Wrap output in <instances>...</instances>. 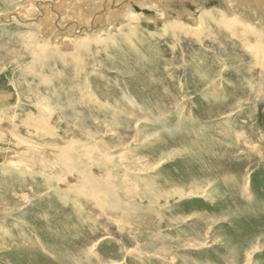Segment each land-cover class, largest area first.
<instances>
[{
  "label": "rangeland",
  "instance_id": "rangeland-1",
  "mask_svg": "<svg viewBox=\"0 0 264 264\" xmlns=\"http://www.w3.org/2000/svg\"><path fill=\"white\" fill-rule=\"evenodd\" d=\"M0 119V264H264V0H0Z\"/></svg>",
  "mask_w": 264,
  "mask_h": 264
},
{
  "label": "bare ground",
  "instance_id": "bare-ground-1",
  "mask_svg": "<svg viewBox=\"0 0 264 264\" xmlns=\"http://www.w3.org/2000/svg\"><path fill=\"white\" fill-rule=\"evenodd\" d=\"M2 1V0H1ZM10 1V0H9ZM254 1V0H253ZM7 2V1H6ZM250 2V1H249ZM257 3V2H256ZM235 4V3H234ZM238 4V3H237ZM250 4V3H249ZM258 4V3H257ZM261 4V3H260ZM9 6V5H8ZM233 10V9H232ZM98 11V10H97ZM215 11V10H214ZM6 16V15H5ZM236 17V16H235ZM229 20V19H228ZM237 20H238V18H237ZM236 20V21H237ZM231 23H233V21L231 22ZM56 24V23H55ZM205 24V23H204ZM233 25V24H232ZM243 26V25H242ZM238 27V26H237ZM248 28V27H247ZM245 29V28H244ZM247 30V29H246ZM250 30V29H249ZM254 30V29H253ZM202 32V31H201ZM252 32H254V31H252ZM243 34V33H242ZM247 34H249V33H247ZM238 36V35H237ZM249 36V35H248ZM254 36V35H253ZM206 37V36H205ZM256 37V36H255ZM207 40V39H206ZM210 40V39H209ZM259 42V41H258ZM261 44V43H260ZM47 49V48H46ZM65 52V51H64ZM39 54V53H38ZM7 55V54H6ZM40 55V54H39ZM42 55V54H41ZM45 55V54H44ZM48 55V54H47ZM258 56V55H257ZM47 57V56H46ZM34 58V57H33ZM260 58V57H259ZM225 59V58H224ZM15 60V59H14ZM66 62V61H65ZM21 63V62H20ZM17 69V68H16ZM22 72V71H21ZM26 75V74H25ZM35 97H36V95H35ZM37 101V100H36ZM46 103V102H45ZM44 103V104H45ZM38 104V103H37ZM48 104H50L49 102H48ZM40 105V104H39ZM11 106V105H10ZM38 106V105H37ZM42 107L44 108V106L42 105ZM56 109H58V108H56ZM44 110V109H43ZM22 111V110H21ZM41 112V111H40ZM42 113V112H41ZM47 113V112H46ZM21 114V113H20ZM44 114V113H43ZM10 115V114H9ZM29 115V114H28ZM31 115V114H30ZM16 116V115H15ZM20 116V115H19ZM33 118V117H32ZM41 118V117H40ZM28 119V118H27ZM35 119H36V117H35ZM1 120V119H0ZM30 120V119H29ZM37 120V119H36ZM25 121V120H24ZM8 122H9V120H8ZM2 123V122H1ZM35 123V122H34ZM15 124V123H14ZM13 124V125H14ZM30 124H32V122L30 123ZM34 128H35V126H34ZM75 128V127H74ZM36 130V129H35ZM50 133V132H49ZM15 135V134H14ZM49 135V134H48ZM15 138H16V136H15ZM18 138V137H17ZM19 140V139H18ZM72 140V139H71ZM74 140V139H73ZM70 143H72V142H70ZM18 145V144H17ZM21 145V144H20ZM71 145V144H70ZM78 147V146H77ZM68 148H69V146H68ZM71 149V148H70ZM73 150H74V148H73ZM57 151V150H56ZM71 153V152H70ZM74 153H72V156H74L73 155ZM61 156H62V154H60ZM58 156V155H57ZM30 157V156H29ZM32 157V156H31ZM59 157V156H58ZM71 157V156H70ZM66 158V157H65ZM64 158V159H65ZM63 160V159H62ZM72 162H76V160H73V161H71L70 160V162L69 163H72ZM68 163V164H69ZM77 163V162H76ZM62 164V163H61ZM44 165V164H43ZM64 167L66 168V170L65 171H67V173L69 174V173H74V172H78V173H80V167H78V165H76V164H70V165H64ZM63 170H64V168H62ZM70 171H73V172H70ZM70 175V174H69ZM80 175V174H79ZM44 176V175H43ZM61 176V175H60ZM66 176V175H65ZM108 177V176H107ZM54 178V177H53ZM83 178H85V180H86V178L87 177H83ZM106 178V177H105ZM112 179V178H111ZM62 180V179H61ZM104 180H107V179H104ZM115 180V179H114ZM59 182V181H58ZM85 182V181H84ZM83 182V183H84ZM92 182V181H91ZM90 182V183H91ZM94 182V181H93ZM92 182V183H93ZM111 183V182H110ZM99 184H100V182H98V180H97V183H96V185H95V182H94V185L95 186H92V189L93 190H101V189H99L98 187H99ZM89 185V184H88ZM84 186V185H83ZM91 186V185H90ZM86 187V186H85ZM96 187L98 188V189H96ZM69 188V187H68ZM106 188L109 190V192H111V189L109 188V187H107L106 186ZM115 190V189H114ZM114 190H113V192H114ZM92 192V191H91ZM86 194L88 195V193L86 192ZM115 194V193H114ZM79 198V197H78ZM263 239V238H262ZM262 239H259V240H257V242L255 241V244H253V246H255V247H258V246H261V244H260V240H262ZM250 246H251V244H250ZM27 247V246H26ZM233 262V261H232ZM249 262V261H248ZM245 263V262H244Z\"/></svg>",
  "mask_w": 264,
  "mask_h": 264
}]
</instances>
